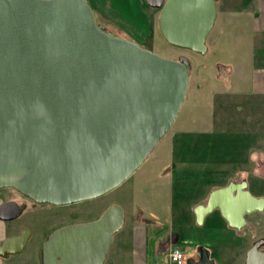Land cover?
I'll return each instance as SVG.
<instances>
[{
    "label": "water",
    "instance_id": "obj_1",
    "mask_svg": "<svg viewBox=\"0 0 264 264\" xmlns=\"http://www.w3.org/2000/svg\"><path fill=\"white\" fill-rule=\"evenodd\" d=\"M146 4L159 9L168 45L207 52L217 0ZM190 66L185 56L167 59L107 31L88 0H0V190L55 206L110 193L172 127ZM244 188L211 191L193 209L196 223L217 209L241 228L244 215L264 211V200ZM124 223V209L111 205L96 220L64 226L42 243L41 264H104ZM30 234L6 238L0 251L22 252ZM255 256L253 247L245 264Z\"/></svg>",
    "mask_w": 264,
    "mask_h": 264
},
{
    "label": "rangeland",
    "instance_id": "obj_2",
    "mask_svg": "<svg viewBox=\"0 0 264 264\" xmlns=\"http://www.w3.org/2000/svg\"><path fill=\"white\" fill-rule=\"evenodd\" d=\"M88 2L107 31L125 35L122 30L130 37L124 38L167 59L185 56L191 66L178 116L141 167L105 196L63 208L67 218L89 222L111 205L124 209V226L114 236L104 264H134L135 227L149 228L145 264H167L166 253L158 251L168 252L170 246L165 249L155 237L161 232L179 236L176 246L181 250L185 242H201L212 249L218 264H242L248 244L241 246L217 213L197 225L193 209L208 198L211 188L240 177H245L252 196L264 200V93L252 83L249 66L254 49L246 20L253 13L252 0L217 1V17L204 55L168 45L158 29L159 9L148 7L146 0ZM248 4L252 6L248 13L242 12ZM256 164L261 167L259 173L254 171ZM49 220V216L39 220L23 216L16 225L2 231L0 227V236L21 227L33 233L25 251L14 257L15 264H38L37 248L49 232L43 229ZM251 220L250 237H264V211L252 214ZM216 245L220 253L213 249Z\"/></svg>",
    "mask_w": 264,
    "mask_h": 264
},
{
    "label": "flooded vegetation",
    "instance_id": "obj_3",
    "mask_svg": "<svg viewBox=\"0 0 264 264\" xmlns=\"http://www.w3.org/2000/svg\"><path fill=\"white\" fill-rule=\"evenodd\" d=\"M113 26L118 28L114 24H113ZM120 32L124 33L125 35H123L121 33H117V32L115 34H117L118 36L123 37V38L128 36V34L125 33L124 31L120 30ZM256 166L257 167L254 169V171L256 173H259L261 167L258 164H256ZM230 184H232L233 186H242L245 184L244 190H246V189L248 190V186H247L245 177H240L237 180H234V179L231 180L230 179V181H227L226 183H224L223 185H221L217 188L225 187V186H228ZM236 191L234 192V195L236 194ZM206 201H207V199L202 204H205ZM63 208L64 209L68 208V205L67 206H55V205H50V204H37L34 201L28 199L27 197L21 195L19 192L15 191L13 189L0 190V216L7 219V218L13 217L15 215L12 220H8V221L0 220V226L6 228V226H9L10 224L16 225L15 222L18 221V219L22 218L23 216H26L32 220H39L42 218V216H49L50 217L48 224L43 225V229L49 230V232L44 236L43 241L39 244V246L37 248L38 264H41V246H42V243L45 241V239L51 233H53L54 231H56V230H58L64 226H67V225L85 223V222L77 221V220H79V218H73V219L67 218L69 214L67 212H65L63 210ZM18 211H20V212L18 213ZM212 213H217L218 216L222 219V221H224L226 223V225L228 226L227 222L221 217V215L217 209L212 211L210 214L206 215L203 219L202 224L205 222L206 218L210 217V215ZM254 213H257V212H253L251 214H246L243 216L244 223L242 224L241 228H239V229L232 228L235 231H237L239 234H242L245 241L247 240V242H248V245H247V247L244 251V254H243L244 257H243L242 264L246 263V254L253 247H255V252H256V256L254 258L253 264H264V261L261 262V256H260L262 254L264 255V237H262V236L250 237L251 232L254 231L253 222L251 220V215ZM71 215H73V214H71ZM77 215L78 214L76 213V216ZM63 217H65V219H63ZM68 220H70V222H68ZM94 220H96V219H94ZM91 221H93V220H91ZM24 230H29L31 233L30 237L26 243L25 248L22 250V252L17 253V254H9L8 249L7 250H1L0 251V264H15L13 262L14 257L20 255L21 253H23L25 251V249L27 248L28 244L30 243V241L33 237V233L29 228L21 227L18 230H16L15 233L4 234V235L0 236V245H2L3 241L6 238L13 237V236H19L22 233V231H24ZM156 238H158V241L161 244H163V247H165V249H166L169 246H176V244L178 243L179 236H177L175 233H171V234L169 233V234H166V236H163V233L161 232V233H159V235L156 236ZM161 240H162V242H161ZM156 243H158V242L156 241ZM194 244L192 245V244H188L186 242L184 243V247L182 250L184 253V256H185L184 264H218L216 258L212 255L213 253H212L211 248L206 247L201 242H196ZM191 249H192V252L187 255L186 252L191 250ZM213 249H215L217 251V253H220V248H217L216 246H214ZM218 257H220V256H218Z\"/></svg>",
    "mask_w": 264,
    "mask_h": 264
},
{
    "label": "crops",
    "instance_id": "obj_4",
    "mask_svg": "<svg viewBox=\"0 0 264 264\" xmlns=\"http://www.w3.org/2000/svg\"><path fill=\"white\" fill-rule=\"evenodd\" d=\"M252 4L254 7L248 4L242 10V12L248 13V10L251 7L253 9V13L248 14L250 16H248L249 18L246 19L247 21H250L251 38H252V45L254 49V51L252 52L253 63L250 64L249 67H250V73L252 75V83L254 85L255 90L257 92L264 93V0H252ZM216 188L217 187L211 188L208 191V193H210ZM204 201L199 203L198 205L204 203ZM0 227L2 231L4 227L2 226ZM232 230L234 232L233 237L235 236L234 239L239 241L241 246L243 244L244 245L248 244L247 240L245 241L242 234H239L234 229ZM147 233H149V228H143V229H138L137 227L134 228V231L132 233V236L133 235L134 236L132 237V240H131L132 241L131 249H132V256L134 257L133 258L134 264H145L147 241L149 239ZM233 243L234 242H232V244ZM216 247L220 248L219 245H216ZM154 251L156 252L157 250H154ZM164 251L165 250L163 248L162 250H159L158 252L166 253Z\"/></svg>",
    "mask_w": 264,
    "mask_h": 264
},
{
    "label": "built area",
    "instance_id": "obj_5",
    "mask_svg": "<svg viewBox=\"0 0 264 264\" xmlns=\"http://www.w3.org/2000/svg\"><path fill=\"white\" fill-rule=\"evenodd\" d=\"M184 253L177 247H171L166 254L167 264H184ZM158 264V263H154Z\"/></svg>",
    "mask_w": 264,
    "mask_h": 264
}]
</instances>
